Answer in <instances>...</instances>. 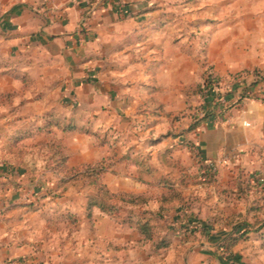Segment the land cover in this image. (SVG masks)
<instances>
[{
  "label": "crops",
  "instance_id": "1",
  "mask_svg": "<svg viewBox=\"0 0 264 264\" xmlns=\"http://www.w3.org/2000/svg\"><path fill=\"white\" fill-rule=\"evenodd\" d=\"M91 2L0 0V264H264V0ZM209 73L255 96L186 132ZM48 141L66 172L23 155ZM103 159L97 182L143 198L119 214L151 216L153 239L87 209L93 183L60 181ZM170 189L187 207L159 217Z\"/></svg>",
  "mask_w": 264,
  "mask_h": 264
},
{
  "label": "trees",
  "instance_id": "2",
  "mask_svg": "<svg viewBox=\"0 0 264 264\" xmlns=\"http://www.w3.org/2000/svg\"><path fill=\"white\" fill-rule=\"evenodd\" d=\"M212 80L211 74H207L204 78V82L209 83ZM202 85V84H201ZM201 85L197 88V93H199ZM207 114H203L199 117H194L190 120L189 125L187 128H185L186 132H190L194 130L196 127H198L202 122L206 120L208 117ZM23 155L28 157L30 159L29 161L35 162L39 161L41 162V168L42 169H50L55 170L56 172H66L65 170V154L63 152L62 147L54 143L52 141L45 142L43 144H39L37 146H34L33 148H26L24 151H22ZM34 160V161H33ZM31 163V162H30ZM110 166V163L107 161V159H103L100 161H96L92 164H87L80 168L77 171L72 172L71 174L60 178L61 182H69L74 179H78L79 177L84 178L85 181L93 183L95 187L94 194H91L88 196L87 200V209H91L92 207H98L102 211H104L106 214H108L111 217H114L119 222H131L134 223L138 231L145 236L146 239H153L154 232L152 231V228H154L153 218L149 216L147 219L136 217L132 218V215L128 216H120V206L118 205L119 202H123L125 204H137L143 201V198H141L138 195L134 194H126V193H112L110 192L106 186L100 182H97L98 177L103 173L108 167ZM209 179H211L210 175L208 174ZM258 190L264 191V185L257 182L255 183ZM175 202V203H174ZM186 199L183 198L180 193L173 191L170 189V192L168 195L161 196L159 200V212L157 215L159 217H162V212L165 209H174L178 210L179 208H186ZM255 208H263L264 204L258 206H254ZM182 223L183 220H180ZM262 224H264V219ZM184 233H186V237L193 235L195 229H190L187 226V223L184 222ZM201 233H205L206 235L209 233L208 226L205 225L203 228L200 229ZM243 232H240V235H243ZM231 235V234H230ZM233 240L231 236H224L222 239V242H220L217 245V249L221 251H226L229 249L230 243ZM168 243L161 239L158 242L154 244V247L156 249L161 247H166Z\"/></svg>",
  "mask_w": 264,
  "mask_h": 264
},
{
  "label": "built area",
  "instance_id": "3",
  "mask_svg": "<svg viewBox=\"0 0 264 264\" xmlns=\"http://www.w3.org/2000/svg\"><path fill=\"white\" fill-rule=\"evenodd\" d=\"M103 0H92L91 4L99 5ZM84 24L82 23V26ZM210 74V73H209ZM212 76V80L209 83L202 82L198 96L200 102L196 105L192 112L191 118L202 116L203 114H209L206 118L213 124H218L222 121V113L234 102L239 101L242 98H248L255 96L254 90L249 88L243 82L242 75H234L225 78H220ZM257 98L264 97V90L259 87L257 89ZM244 125H249V123L243 121ZM229 156H222L214 160L208 161V171L202 176L201 180L203 182L208 181L209 176L214 177L217 171L229 163ZM256 181L264 184V173L258 174L256 176Z\"/></svg>",
  "mask_w": 264,
  "mask_h": 264
}]
</instances>
